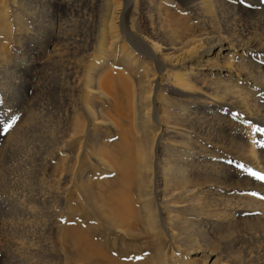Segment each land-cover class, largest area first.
<instances>
[{"label":"bare ground","instance_id":"6f19581e","mask_svg":"<svg viewBox=\"0 0 264 264\" xmlns=\"http://www.w3.org/2000/svg\"><path fill=\"white\" fill-rule=\"evenodd\" d=\"M256 128L264 0H0V138L37 142L23 205L50 218L21 258L243 264L192 230L264 239V186H221L222 164L264 175Z\"/></svg>","mask_w":264,"mask_h":264},{"label":"rangeland","instance_id":"374dc122","mask_svg":"<svg viewBox=\"0 0 264 264\" xmlns=\"http://www.w3.org/2000/svg\"><path fill=\"white\" fill-rule=\"evenodd\" d=\"M208 127L211 130L214 129L213 127ZM8 129L9 127L6 130L7 133L9 132ZM7 133L5 132L3 134L5 135ZM22 137L23 138H21L20 141L18 140L19 142H17L16 140L6 145L3 142L4 138H0V163H3L1 167H3V165H7L3 167V169L0 168V264H35L37 260L36 258L32 257L30 260L24 257L21 258V255L17 254V252L15 251L17 250V245L14 243L20 242L19 239H24V237L29 239L31 238L32 242L39 241L40 238L38 236V232H35L36 230L34 229V227H37L39 229L42 219H50L49 217L47 218L46 211H42L43 209L39 210L38 213H36L38 216L35 219H29L25 214V209L27 208V206H24L23 203L28 202L29 194L38 196L37 194L41 192L39 191V189L42 190L44 184H42L41 182L43 171H41L39 168L37 169V171H34V167H32V153L38 149L35 147L37 142L33 141L32 139H25L24 136ZM257 141V143H259L258 147H260V142H264V133L260 134V138L257 139ZM20 143H22L23 145ZM4 145L6 146V149H4ZM46 146H49V144L46 143ZM32 147L33 149H35L34 151L32 150ZM21 156L24 157L22 158ZM3 158L4 160H6L7 164L6 162H4ZM222 166L224 167L225 176L222 180L221 186L227 190L231 189V187L238 188L239 185H242L240 181L247 182L245 177H248L253 183H259L264 186V180H260L264 179V177H258L260 179H257V177L250 175L249 172L237 169L236 165H231L229 167V165L227 164H222ZM231 171L233 173V177L235 178V181L233 183H230L228 178V174ZM26 183H28V185ZM44 213L45 215H43ZM21 217L22 219H20ZM18 218L20 219V221ZM23 221L32 223H29L30 225L28 224L27 228H24V224H22L24 223ZM19 224L23 225V228H20L21 226ZM32 229H34V236ZM242 230L243 228H237L235 230V233L231 235L222 225L214 224L206 226L203 224H199L194 227L192 232H194L196 239H198V241L202 244L209 245L211 243H218V247L220 248L229 246L228 253H234L236 257L243 260V264H264V239H259L256 241H246L243 239L240 240L239 238L243 233ZM234 238H236V242H233L232 239ZM43 240L44 243L46 239L43 238ZM50 240L51 239L47 240L46 242L49 244L51 242ZM56 259L57 258L55 257L49 258L43 256L40 264H62L59 259ZM34 260L35 262H32Z\"/></svg>","mask_w":264,"mask_h":264},{"label":"snow or ice","instance_id":"6c2138e0","mask_svg":"<svg viewBox=\"0 0 264 264\" xmlns=\"http://www.w3.org/2000/svg\"><path fill=\"white\" fill-rule=\"evenodd\" d=\"M9 127H11V125H10ZM255 131H256V132H264V129L256 128ZM228 163H229V164H232L233 162H232V161H228ZM236 168H237V169H240V170H243V171H247V172H249L250 175L257 177V179H260V178H258V177H264V175H260L259 173L252 172V171H251L250 169H248L244 164L237 163V164H236ZM260 180H264V179H260Z\"/></svg>","mask_w":264,"mask_h":264}]
</instances>
